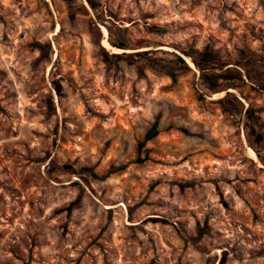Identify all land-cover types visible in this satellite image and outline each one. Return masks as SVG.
I'll return each mask as SVG.
<instances>
[{
    "label": "rangeland",
    "instance_id": "obj_1",
    "mask_svg": "<svg viewBox=\"0 0 264 264\" xmlns=\"http://www.w3.org/2000/svg\"><path fill=\"white\" fill-rule=\"evenodd\" d=\"M0 264H264V0H0Z\"/></svg>",
    "mask_w": 264,
    "mask_h": 264
},
{
    "label": "trees",
    "instance_id": "obj_2",
    "mask_svg": "<svg viewBox=\"0 0 264 264\" xmlns=\"http://www.w3.org/2000/svg\"><path fill=\"white\" fill-rule=\"evenodd\" d=\"M121 49H124L123 45H122ZM178 61H179L181 64H185V60H184L182 57H178ZM193 61H194V60H193ZM194 63H195L196 65H198V64L196 63V61H194ZM170 77H171L173 80H175V75H170ZM159 134H160V130H159V122L156 121V122L154 123V125L152 126V129L148 132L145 141H146V142L151 141V140L155 139L156 137H158Z\"/></svg>",
    "mask_w": 264,
    "mask_h": 264
},
{
    "label": "bare ground",
    "instance_id": "obj_3",
    "mask_svg": "<svg viewBox=\"0 0 264 264\" xmlns=\"http://www.w3.org/2000/svg\"><path fill=\"white\" fill-rule=\"evenodd\" d=\"M107 32V31H106ZM103 45L105 46V47H107V48H112L111 47V45L109 44V42L105 39L104 41H103ZM113 49V51L115 52V53H119V52H122L123 50H120V49H116V48H112ZM190 63V62H189ZM191 64V63H190ZM192 65V64H191ZM190 65V66H191ZM193 66V65H192ZM232 91V90H231ZM219 98H220V95H219ZM252 152V151H251ZM253 157H254V153H253ZM257 158V157H256Z\"/></svg>",
    "mask_w": 264,
    "mask_h": 264
}]
</instances>
